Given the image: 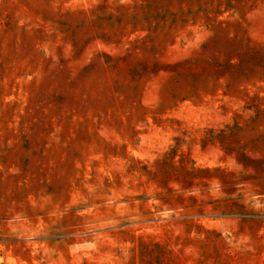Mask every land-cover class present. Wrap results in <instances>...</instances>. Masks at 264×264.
<instances>
[{
    "label": "rangeland",
    "instance_id": "374dc122",
    "mask_svg": "<svg viewBox=\"0 0 264 264\" xmlns=\"http://www.w3.org/2000/svg\"><path fill=\"white\" fill-rule=\"evenodd\" d=\"M0 264H264V0H0Z\"/></svg>",
    "mask_w": 264,
    "mask_h": 264
}]
</instances>
